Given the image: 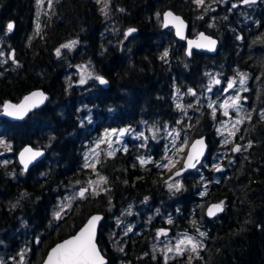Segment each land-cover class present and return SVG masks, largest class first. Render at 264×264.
<instances>
[{"label":"trees","instance_id":"1","mask_svg":"<svg viewBox=\"0 0 264 264\" xmlns=\"http://www.w3.org/2000/svg\"><path fill=\"white\" fill-rule=\"evenodd\" d=\"M240 1L205 0L198 6L194 0H108L105 15L104 0H58L44 13L46 26L38 34L37 0H0V111L5 101L19 102L37 88L49 95L21 121L0 118V140L12 150L5 154L0 146V162L8 161L0 163V259L5 264H19L21 250L25 264H42L54 244L76 233L94 213L105 216L98 245L108 264H165L157 230L200 237L197 227L207 233L200 237L198 255L188 250L168 256V264H264V0L251 6ZM167 9L187 20L190 37L200 31L216 37L218 53L188 55L185 42L162 25ZM9 22L14 25L10 33ZM129 28L137 31L125 38ZM72 40L77 48L58 57L56 49ZM84 64L108 84H76L73 67ZM238 73L248 77V91L241 93L247 97L241 100L245 117L235 139L224 144L217 128L221 111L216 107L213 117L206 88L212 74L225 81ZM182 92L183 110L176 102ZM142 124L177 127L187 136L186 149L196 137H207L206 162L181 177V191H169L164 181L182 167L186 149L171 172L157 168L164 160L162 140L149 135L146 141L130 140L127 152L101 155L95 171L83 167L85 144L93 135ZM26 144L47 150L27 173L17 161ZM235 144L241 151H232ZM140 157L153 162L141 165ZM217 162L222 171L212 167ZM96 172L107 178L96 189L99 194L89 190L61 219H53L59 197L86 188L98 179ZM221 201L223 213L209 218L207 205Z\"/></svg>","mask_w":264,"mask_h":264},{"label":"snow or ice","instance_id":"2","mask_svg":"<svg viewBox=\"0 0 264 264\" xmlns=\"http://www.w3.org/2000/svg\"><path fill=\"white\" fill-rule=\"evenodd\" d=\"M42 0H37V3H41ZM98 3L101 2V0H97ZM205 2V0H194V3H196L198 6L203 5ZM242 4H252V3H256V0H241ZM52 4V0H49V7H51ZM108 7V0H104V8L101 9L102 12H104V9ZM233 8L237 7L236 4L232 5ZM121 11H123V9H121ZM105 15H107V12H104ZM159 16V14H157ZM169 17H171V20H169ZM164 18H165V24L164 26L167 27L169 23H172L173 21L176 22V30H177V35L181 36V38H183L182 36V26H183V21L179 18L173 15V13L171 12H167L164 14ZM202 18V17H201ZM14 28L13 23L9 22L7 24V32H11ZM37 29H39V25H37ZM137 30L135 28H129L127 30V32L125 33V38H127L129 35H131L132 33L136 32ZM201 38L205 41H207L206 45H201V44H196V47H208L210 50L214 49L215 45H216V41L211 39L210 37H206L204 36L203 33L200 34ZM238 39H242V37H238ZM78 43V41L76 40H72L69 41L66 44H63L60 46V48L56 49V55L59 57L61 55V49H69L71 50L72 48H74L76 46V44ZM193 41H189V51H188V55H191V46L193 45ZM3 52H0V56H3ZM168 56V51L165 50L162 55H161V59H166ZM11 59H13V62L15 63V58H14V54H12V56L10 57ZM3 63H6L7 61H2ZM80 70L82 72H85L88 76V78H93V73L88 71V66L87 65H82L79 66ZM207 75H211V74H207ZM239 76V84L242 86V90L243 91H248V89L246 87H243L246 84V81L248 79L247 74L245 73H238ZM94 79L97 80L100 84L104 85L107 84L108 81L100 75H95ZM213 83H215L216 85L221 84V81L219 79H216L215 77H213L212 80ZM80 84H84L86 83V79L82 76L80 81ZM236 85V79H229L227 82V86L225 88H223V92H228L231 89H234ZM211 87L208 88V91H211ZM189 94L191 95H195V92L191 89L188 90ZM34 97H40V102H43L44 99H47V97L44 95V93L42 92H34L32 93L30 96H26L24 98V101L21 102L18 105H14L8 102H5V104L3 105L4 111L7 115L9 116H16L18 118H22L23 115H25L27 113V111L30 110L31 107H35L36 104L35 103H30ZM244 99L246 100L247 97H241L239 94L235 95V96H229L227 100L224 101V103L222 105H220L221 108L224 109L223 115L224 116H228L229 113L227 111L228 108H235L238 112L240 110V108L242 107L240 104V101ZM229 101H231V103H229ZM189 107H191V105H189ZM209 107L213 108V112L212 115L215 118V113H216V109L213 107L212 104L209 105ZM177 108L183 110V106L180 104H177ZM260 117L262 120H264V112L260 113ZM247 119H251V114H247ZM90 120V118H89ZM244 121L242 119H236L235 123L233 124V127L235 128L237 125L243 123ZM146 123V122H145ZM179 123V121L177 122ZM154 131H153V135H152V139H156V133H158L160 131V129L155 128V126H153ZM152 129H150L151 131ZM165 130L167 131V126H165ZM239 129L237 128V131ZM173 131H169L167 134L169 136L173 135ZM219 131V129H218ZM133 132V130L129 127V128H121V129H111V130H105V133L103 135V137L96 143V148L90 149V151L97 157V159L95 161H89V158L87 155H85V163L83 165L84 168H92L95 171V165L96 163H99V153L96 152V149L100 147V145L102 143H106L108 145V147L110 149H112L113 144H119L121 143L120 137H123L125 134L131 133ZM221 135H223V133H221ZM230 136H234L235 133L234 132H230L229 133ZM176 136H179V133L176 132ZM110 137H116L115 140L109 139ZM137 138H143L144 140H147L148 137L144 136L143 132L137 133L136 134ZM231 141L228 139H225L223 141L224 144H228ZM203 145V140H198L196 141L195 144H193V149L195 150L196 145ZM0 146H4L7 150H11V145L10 144H6L5 141L0 140ZM173 146L175 147V140H173ZM141 147H144V145H141ZM248 147H251V142L248 143ZM183 149V145H181L180 148L177 149V151H182ZM116 151H124L127 152V147H123L121 149H113L112 151L107 152L108 156H114ZM233 152H239L241 151V146L240 145H236L233 149ZM25 154H29L28 158L25 159ZM43 153L41 151H34L32 148L30 147H26L24 148V150L20 153V158H21V163L24 165V170L26 171L28 168V165L35 160L37 157L41 156ZM203 154V149L201 148L200 151L198 153H196L195 155L192 152H189L187 155V160L186 162L182 165V167L175 171L172 176L169 177V180H172V183H169L168 180H165L164 183L167 186L168 190L171 192H179L182 190L183 185L182 183L177 180L174 179V177H179L181 176L182 172L188 168H195L196 165L198 163H200V156ZM139 162L141 165H144L146 163H150L153 161L147 160L145 158H138ZM165 162H161V163H156V167L157 168H167L168 171H172V167H175V161L168 157L165 156L164 158ZM0 163L3 164H7L8 161H2ZM169 165H171L172 167H169ZM216 171H222L221 165L218 163L213 164L212 166ZM96 175L98 177L97 180L94 181H89L90 185H95L98 186L101 183H107V178L105 176H102L99 174V172H96ZM203 179V178H202ZM79 183V182H77ZM106 191V190H105ZM89 193V189L85 188V187H81L78 191V193H76L73 197L71 198H66L68 200L71 199H76V198H86V194ZM92 195H98L99 193L97 191H95V189L93 190V192L91 193ZM203 195V193H202ZM147 197H145V201H147ZM223 201H221L218 204H214L212 206H210L208 208L207 214L209 216H215L217 212L219 211H223ZM13 207H15V205H13ZM67 207H71V204L69 203L67 205ZM58 210H55L53 213V219L59 220L62 218V214L64 212V206L63 205H58L57 206ZM128 214L131 215V211L129 209ZM157 214H159L157 212ZM102 220L101 216H92L87 224L84 225L83 228H81V230L79 231V233H77L75 236H73L70 239H67L65 241H63L62 243L57 244L52 250L51 252L48 254L47 260L45 261V264H106V261L103 257V255L101 254L100 250L97 247V242H96V230H97V225L99 224V222ZM117 223H121V221H117ZM168 224H172L173 220L169 217L167 220ZM193 225H196V221L193 220L192 221ZM132 231V227H129L127 229V232H131ZM168 229H158L157 230V237L159 238L160 236H167L168 235ZM197 233L199 234L200 237H206L207 233L205 232H201L199 230V228H196ZM127 232L125 233V235H127ZM37 243H39V238H37ZM190 246V249L189 247ZM203 247V242L200 240L195 239L193 236H189L187 233H183L181 235V238H179L177 240V242L172 245V246H168L165 245V264H168V259L169 257L167 256V253L173 252L175 251L176 255H183L185 251L190 250L192 253H197L198 255V250L201 249ZM120 251H123V249L121 248ZM20 257L19 260V264H25L24 261V250H21L20 253L17 254ZM147 255V254H146ZM155 259V257H153ZM174 258V257H173ZM13 260H15V258H12ZM192 257H189V262L191 261ZM0 264H5V262L0 259Z\"/></svg>","mask_w":264,"mask_h":264},{"label":"rangeland","instance_id":"3","mask_svg":"<svg viewBox=\"0 0 264 264\" xmlns=\"http://www.w3.org/2000/svg\"><path fill=\"white\" fill-rule=\"evenodd\" d=\"M44 2H46V1L42 0L41 3H38V8L43 7ZM248 6H251V5H248ZM74 48H77V46H75ZM74 48H72L71 50L68 49V51H72ZM84 65H87L88 71L93 73V78H88L87 74L80 70L79 66H82V65L74 66L73 67L74 68L73 73L78 76V81L76 82V84H78V85H87V84L93 82V80H95L94 79L95 73L92 70V68L88 64H84ZM82 76L86 79V83H84V84L79 83ZM213 77H215L216 79H219L221 81V84L216 85L215 83H213L212 82ZM231 79H233V78H231ZM235 79H236L235 88L229 90L228 92H223V88H225L227 86V82L229 79L222 81V79L217 77V74L216 75L212 74L210 82H209V86H208V88L211 87L212 90L208 91V88H206V96H207L206 102L209 105L212 104L214 108L217 107L221 111V119L218 121L217 128L219 129L220 135H221V133H223V135H221L223 141L225 139H228L230 141L235 139V135L230 136L229 133L230 132L235 133L240 124L237 125L235 128L233 127V124L235 123L236 119H242L243 120V118L245 117V111H244V108L242 106L241 101H240V104L242 107L240 108L239 112L235 108H228L227 109V111L229 113L228 116L223 115L224 109L220 107V105H222L224 103V101L228 99L229 96H235L237 94H239L241 96V93L243 92V90H242V86L239 84V76L235 77ZM246 84H247V81H246ZM246 84L243 87H246ZM185 96H186V94L182 92L179 94V97L176 100V102L178 104L182 105L183 107L186 106L184 104L185 103L184 102ZM196 97L197 96L194 95V98H196ZM229 103H231V101H229ZM231 111H234L235 115H232ZM86 116H88V118L91 116V110H87ZM166 126H167V131L165 130V127L164 128L158 127V129H160V131L158 133H156V139L155 140H159V141L162 140V142H163L162 143L163 159L165 158V156H168V157L172 158L177 163L180 160V158L182 157L183 151H185V149H186L187 136L184 133H182V131H180L175 126L174 127H171L170 125H166ZM122 128H129V126L122 127ZM130 128L133 130V132L125 134L123 137H120L121 143L113 144L112 149H110L106 143H102L100 145V147L96 149V152L99 153L98 159L100 158L101 155L107 154V152L112 151L113 149H120V148L127 146L128 143L130 142V140L143 139V138H137L136 137L137 133L143 132L145 137H148V135H149V137L151 138L153 135V131H154L153 126H151V128H148L146 126V124H142L140 127H136V128L130 127ZM155 128H157V127H155ZM111 129H121V128H108L106 130H111ZM150 129H152V130L150 131ZM173 130H175L173 132V135L169 136L167 133L169 131H173ZM176 132L179 133L178 137L176 136ZM104 133H105V130L100 134L93 135L91 140H89L85 144L84 157H85V155H87L89 158V161H95L97 159V157L90 151V149L96 148V143L103 137ZM109 139L115 140L116 137H110ZM173 140H175V147L173 146ZM181 145H183L182 151H177V149L180 148ZM160 150H161V148H160ZM11 152H12V150H6L5 154H9ZM163 162H165V161L163 160ZM205 162H206V160H205ZM217 163L219 164V162H217ZM169 167H172V166L169 165ZM179 181L181 182V179ZM98 186L90 185L88 183L86 188H88L90 191H93L94 189L96 191ZM79 189H73L69 192L68 191L65 192L61 197H59V201L57 202V206L63 205L64 206V212H65L69 208V207H67V205L69 203L72 204V202L75 200V199L68 200L66 198L73 197L76 193H78ZM57 206H56L55 210H58ZM182 234L183 233L177 234L176 236H168L167 235V236H160L159 238L157 237V239H156L157 248L162 250L165 253V251H166L165 245H168V246L174 245L177 242V240L179 238H181ZM188 235L193 236L195 239L201 241L200 237H197V236L192 235V234H188ZM188 247L190 249V246H188ZM174 255H176L175 251L167 253V256H169V257L174 256Z\"/></svg>","mask_w":264,"mask_h":264},{"label":"water","instance_id":"4","mask_svg":"<svg viewBox=\"0 0 264 264\" xmlns=\"http://www.w3.org/2000/svg\"><path fill=\"white\" fill-rule=\"evenodd\" d=\"M224 1H225V2H231L232 0H224ZM261 1H262V0H256V3H252V4H242V3L240 2V5H241V6L258 5V4L261 3ZM167 12H171V13H173L174 16L179 17V18L183 21V26H182V36H183V38H181V36H178V35H177V30H176V26H175V25H176V22H175V21H173L172 23H169L167 27L164 26V24H165L164 14L167 13ZM169 20H171V17H169ZM162 25H163L164 28H171V29L173 30L174 34H175V37H176L178 40L185 42V44H186V48H187V53H188V51H189V41H193V42H194L193 45L191 46V53H192V51H198V52H201V53H206V54H208V55H216V54L218 53V51H219V48H220V42H219V40H218L216 37H214V36H212V35H210V34L204 32V31H200V32H198V33L196 34V36H194V37H190V36L188 35L189 23L187 22V20H186L182 15H180V14L174 12V11L171 10V9H167V10H165V11L162 12ZM201 33H203L204 36H206V37H210L211 39H213V40L216 41V45H215L214 49L210 50L208 47H196V44H201V45H206V44H207V41H205V40H203V39L201 38V36H200ZM132 34H133V33H132ZM107 84H108V83H107ZM107 84H104V86H106ZM34 92H42V93H44V95H45V96L47 97V99H48V96H49L48 93L45 92V91H44L43 89H41V88H37V89H34V90L30 91L29 93H27V94H26V95H25V96H24L19 102H14V101H11V100H8V101H5V102H8V103H11V104H14V105H18V104H20L21 102L24 101V98H25L26 96H30V95H31L32 93H34ZM40 99H41L40 97H34V98H33V100H32L30 103H35L36 106H35V107H31L30 110L27 111V113H26L25 115H23L22 118H18V117H16V116H9V115H7V114L5 113V111H4V108H3V105L5 104V102H4L3 105H2V109H1V111H0V118L7 119V120H9V121H21V120L25 119L27 116H29L31 113H33L34 111L40 109L42 106L45 105V103L47 102V99H44L43 102H40ZM198 140H203V145H199V144H197V145H196V148H195V150H194L192 146H193V144H195L196 141H198ZM236 145H239V144H235L234 147H235ZM26 147H30V148H32L34 151H41L43 154H42L41 156L37 157L35 160H33V161L28 165V168H27V170L25 171V170H24V165L21 163L20 153H21V152L24 150V148H26ZM234 147H233V148H234ZM201 148L203 149V154L200 156V163H198V164L196 165L195 168H188V169L184 170V171L182 172L181 176H179V177H174V179H178V178L184 176L185 174H187V173H189V172H192V171L198 169V168H199V167L205 162V160H206V158H207V156H208L209 149H210V146H209V144H208V141H207V137H206V136L196 137L195 139H193V140L191 141V143L188 145V147H187V149H186V154H185L184 159H183V164L186 162V160H187V155H188L189 152H192V153L195 155L196 153H198V152L200 151ZM235 153H237V152H235ZM46 155H47V150H46V149H44V148H37V147H34V146L30 145V144H26V145H24L22 148H20L19 151L17 152V161H18L19 165L21 166L22 170H23L25 173H27V172H29V171H30V170H31L36 164H38L39 162H41L42 160H44L45 157H46ZM28 156H29V154H25V159H27ZM183 164H182V165H183ZM177 170H179V169H177ZM177 170H175V171H177ZM175 171H174V172H175ZM174 172H173V173H174ZM173 173H172V174H173ZM172 174H171L170 176H172ZM170 176H169V177H170ZM169 177H168L166 180H168L169 183H170L172 180H169ZM218 203H220V202H212V203H209V204L207 205V207H206V214H207L208 208H209L210 206H212V205H214V204H218ZM223 211H224V205H223ZM223 211H219V212H217L215 216H209L208 214H207V216H208L209 218L212 219V218H215L216 216L220 215L221 213H223ZM97 215L102 217V220H101V221L99 222V224L97 225V230H96V242H97V247H98V249L100 250L99 245H98L99 229H100V226H101V224H102V222H103L105 216H104L103 214H100V213H94V214H91V215L88 217V219L86 220V222L81 226V228H83L84 225L87 224L88 220H89L92 216H97ZM81 228H80L76 233H74L73 235H71V236H69V237H66V238H64L63 240H61V241L57 242L56 244H54V245L49 249V251H48V253H47V255H46L44 261L42 262V264H45V261L47 260L48 254L51 252V250H52L57 244L62 243L63 241L72 238V237L75 236L77 233H79V231L81 230ZM100 252H101V250H100ZM101 254L103 255L102 252H101ZM103 257H104V259H105V261H106V264H108V259H107L104 255H103ZM122 264H139V263L123 262Z\"/></svg>","mask_w":264,"mask_h":264},{"label":"flooded vegetation","instance_id":"5","mask_svg":"<svg viewBox=\"0 0 264 264\" xmlns=\"http://www.w3.org/2000/svg\"><path fill=\"white\" fill-rule=\"evenodd\" d=\"M46 2H44L43 3V7H41V8H38V11H39V18L37 17V21H36V29H37V25H39V29H37V33L38 34H41L42 33V31L44 30V28H45V26H46V15L47 14H43V13H45L46 11L48 12V10H51V8H52V5H53V3H57V1L58 0H52V4H51V7H49V0H45ZM66 43H68V41L67 42H65V43H63V44H66ZM62 44V45H63ZM61 46V45H60ZM60 46L58 47V48H60ZM76 46H78V44H76ZM61 51H68V49H61ZM163 143V142H162ZM160 148H161V150H160V152H161V154L163 153V149H162V144H161V146H160ZM183 164V163H182ZM178 169H180V168H178ZM177 170V169H176ZM175 171V170H174ZM173 173V172H172ZM181 179V177L180 178H178L177 180H180ZM173 181H171L170 183H172Z\"/></svg>","mask_w":264,"mask_h":264}]
</instances>
